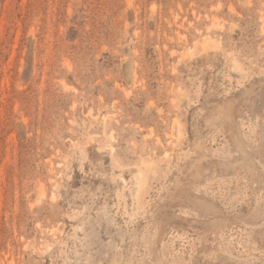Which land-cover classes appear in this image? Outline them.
Returning a JSON list of instances; mask_svg holds the SVG:
<instances>
[{
  "label": "rangeland",
  "instance_id": "rangeland-1",
  "mask_svg": "<svg viewBox=\"0 0 264 264\" xmlns=\"http://www.w3.org/2000/svg\"><path fill=\"white\" fill-rule=\"evenodd\" d=\"M0 264H264V0H0Z\"/></svg>",
  "mask_w": 264,
  "mask_h": 264
}]
</instances>
